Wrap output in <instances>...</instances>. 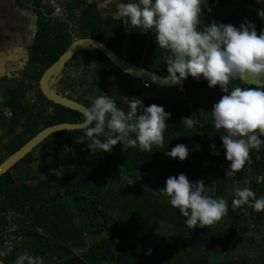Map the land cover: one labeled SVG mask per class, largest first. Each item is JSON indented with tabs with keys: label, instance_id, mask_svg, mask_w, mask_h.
<instances>
[{
	"label": "trees",
	"instance_id": "1",
	"mask_svg": "<svg viewBox=\"0 0 264 264\" xmlns=\"http://www.w3.org/2000/svg\"><path fill=\"white\" fill-rule=\"evenodd\" d=\"M66 8L68 19L60 20L40 7L27 67L34 84L2 92L0 109L21 126L0 121V163L43 128L84 120L38 89L42 72L74 35L175 76L163 25L187 15L248 68L264 72L251 0H137L125 22L76 0ZM179 39L182 88H144L94 49L69 60L55 87L89 108L93 120L51 134L0 176L1 261L252 264L246 247L253 243L261 253L257 264H264V86L244 84L187 30H179Z\"/></svg>",
	"mask_w": 264,
	"mask_h": 264
},
{
	"label": "water",
	"instance_id": "2",
	"mask_svg": "<svg viewBox=\"0 0 264 264\" xmlns=\"http://www.w3.org/2000/svg\"><path fill=\"white\" fill-rule=\"evenodd\" d=\"M251 1L254 3L258 14L260 43L264 56V0ZM180 29L187 30L194 41L206 54L225 67L228 71L233 73L244 84L256 87L264 86V72L258 73L248 68L228 51L214 42L201 29V27L187 15H177L172 19L165 21L163 25V35L177 67V74L175 76L160 75L145 69L142 66L136 65L97 39L83 37L74 38L67 48L60 54V56L42 72L38 80V89L46 100L52 102L53 104H58L81 113L84 116V120L79 123L61 122L43 128L0 163V176L6 173L11 167H13L26 154L31 152L51 134L61 130L83 129L92 122L93 115L89 108L84 106L82 103L58 92L55 87L61 76L62 70L75 54L81 53L84 50L94 49L106 56L114 68L121 71L123 74L130 76L134 80L144 81L152 86L161 88H182L186 76V59L179 39ZM0 96L2 97L1 93ZM9 115L8 120L12 126L15 129L19 128L21 123L17 122L11 113ZM211 182L213 183L214 180H211ZM211 185V183L206 185V192L213 189H211ZM0 264L6 263L0 260Z\"/></svg>",
	"mask_w": 264,
	"mask_h": 264
},
{
	"label": "crops",
	"instance_id": "3",
	"mask_svg": "<svg viewBox=\"0 0 264 264\" xmlns=\"http://www.w3.org/2000/svg\"><path fill=\"white\" fill-rule=\"evenodd\" d=\"M63 2L66 10L60 20L68 19L67 3ZM83 6L94 5L103 18H120L126 21L128 9L137 0H76ZM41 6H47L45 0H0V93L5 87L21 85L32 86L34 83L27 77L28 61L31 46L37 31L38 12ZM149 6V4L147 5ZM150 10V9H149ZM76 10L75 13H79ZM185 14L190 13L188 7L182 9ZM58 19V18H55ZM28 96H33V91L27 90ZM34 99V97H31ZM32 99V100H33ZM2 100V99H1ZM1 102V101H0ZM8 114H10L8 112ZM7 111L5 113L8 118ZM222 154L220 151L216 152ZM226 173L233 174L227 170ZM211 189L214 182H210ZM236 190V189H235ZM250 235V234H248ZM258 237V236H257ZM259 238V237H258ZM247 254L251 257L252 264L260 261L261 253L255 244L247 247ZM227 257V254H224Z\"/></svg>",
	"mask_w": 264,
	"mask_h": 264
},
{
	"label": "built area",
	"instance_id": "4",
	"mask_svg": "<svg viewBox=\"0 0 264 264\" xmlns=\"http://www.w3.org/2000/svg\"><path fill=\"white\" fill-rule=\"evenodd\" d=\"M64 1H68V0H45V3L50 7V9L52 10V14L54 18H58L61 19L63 17V15L65 14L66 10L64 8V6L62 5ZM75 18H72V27L73 29L76 28V21L78 20L79 17V13H75ZM79 36L74 35V38H77ZM72 39V40H73ZM141 84L143 85L144 88L149 87L151 84L141 81ZM15 226L12 227V229H14Z\"/></svg>",
	"mask_w": 264,
	"mask_h": 264
},
{
	"label": "flooded vegetation",
	"instance_id": "5",
	"mask_svg": "<svg viewBox=\"0 0 264 264\" xmlns=\"http://www.w3.org/2000/svg\"><path fill=\"white\" fill-rule=\"evenodd\" d=\"M3 100V95H2V97L0 96V101L2 102V100ZM1 102H0V104H1ZM6 111H7V114H8V110L6 109V108H2V109H0V121H2V119H3V117H5V119L9 122V120H8V118H6V116H5V113H6ZM10 113V112H9ZM10 115L8 114V117H9ZM10 123V122H9ZM11 124V123H10ZM12 125V124H11ZM18 129V128H17Z\"/></svg>",
	"mask_w": 264,
	"mask_h": 264
}]
</instances>
